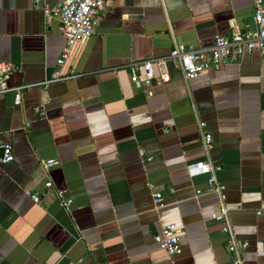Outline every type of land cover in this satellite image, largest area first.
<instances>
[{
	"label": "crops",
	"instance_id": "1",
	"mask_svg": "<svg viewBox=\"0 0 264 264\" xmlns=\"http://www.w3.org/2000/svg\"><path fill=\"white\" fill-rule=\"evenodd\" d=\"M35 1L0 0L7 84L31 86L17 107L12 94L0 100V142L14 155L0 165V264H231L225 223L211 218L218 195L206 175H187L199 162L221 168L243 264H264V53L191 81L165 60L148 84L139 70L135 85L130 67L254 31V0H107L94 34L69 47L45 11L70 0ZM54 72L68 79L43 84ZM48 160L56 164L45 169ZM48 180L33 203L26 192ZM168 224L180 230V255L154 240Z\"/></svg>",
	"mask_w": 264,
	"mask_h": 264
},
{
	"label": "built area",
	"instance_id": "2",
	"mask_svg": "<svg viewBox=\"0 0 264 264\" xmlns=\"http://www.w3.org/2000/svg\"><path fill=\"white\" fill-rule=\"evenodd\" d=\"M107 0H70L63 3L59 7L46 10L45 14L49 18L57 20L59 23V31L66 41L67 46L74 43H82L89 39L95 32L98 25L101 13L104 10ZM38 3V0L35 1ZM253 22L256 29L245 31L244 33H233L227 36L217 37L214 44L209 47H184L176 45L166 58L150 59L141 62L131 63L132 70L131 82L139 85L138 71L142 70L145 75V83H149L154 76V68L161 66L163 62L170 61L176 64V68L186 81L197 79L203 73L210 69H219L223 62H236L240 57L246 53L254 51L264 53V0H254L253 2ZM65 55L62 56L58 62L59 65L63 63ZM12 65L0 63V100L6 94H12L14 97L13 105L19 106L21 102V93L24 90L30 89L31 86L24 85L19 87H9L7 81L13 73ZM159 79L162 82L169 81V76L166 72H160ZM68 77L60 75L59 72H54L43 82L49 84L57 81H64ZM203 123H199V131L201 132V139L203 148L208 150L211 145L212 136L205 133L202 129ZM0 149L2 155L0 156V165H5L14 161L13 149L10 143L0 142ZM140 157H144V153L140 151ZM56 162L48 160L44 168L47 169ZM220 167L211 165L209 162H199L192 165H187V175L190 177L197 175H206L207 178V192H213L219 198V210L212 213L211 218L218 222H224V233L227 235V251L230 254L231 264H243L241 251L247 247L246 243L240 245L231 231L228 224L227 216L228 210L225 207V187L221 185L216 178V173L220 171ZM46 191L41 193L26 192V195L35 204H40L45 198L47 191L52 188L51 181H46L43 185ZM148 188L152 191L153 186L148 184ZM157 204H161V194L153 193ZM57 199L59 206L62 209L68 210L72 204V200L64 196L62 192H57ZM257 216H264V211H257ZM180 230L174 224H168L161 228L158 235H155L154 240L160 249L164 250L169 256H177L182 252Z\"/></svg>",
	"mask_w": 264,
	"mask_h": 264
},
{
	"label": "water",
	"instance_id": "3",
	"mask_svg": "<svg viewBox=\"0 0 264 264\" xmlns=\"http://www.w3.org/2000/svg\"><path fill=\"white\" fill-rule=\"evenodd\" d=\"M0 155H2V150L0 149Z\"/></svg>",
	"mask_w": 264,
	"mask_h": 264
}]
</instances>
